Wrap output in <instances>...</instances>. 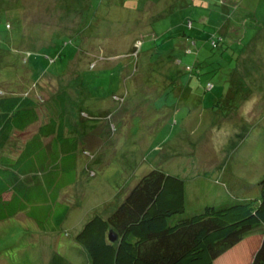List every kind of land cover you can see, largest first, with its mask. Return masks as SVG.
I'll use <instances>...</instances> for the list:
<instances>
[{
	"label": "rangeland",
	"instance_id": "rangeland-1",
	"mask_svg": "<svg viewBox=\"0 0 264 264\" xmlns=\"http://www.w3.org/2000/svg\"><path fill=\"white\" fill-rule=\"evenodd\" d=\"M257 1L0 0V89L8 93L9 88L16 84V93L29 94L40 103H45L58 93L60 87L69 86L77 77V69L83 66L85 69L82 68L79 74L80 80L86 82L94 98L107 99L113 92L125 93L127 97L117 95L106 104L107 108L115 109L112 123L119 124L121 131L125 127L129 129L125 137L120 135V141L124 142L121 145L127 152L126 159L129 157V160L125 181L118 186V192L106 183V178L118 176V173L105 177L108 174L106 170L90 180L83 175L67 193L73 210L57 233H45L23 213L14 219L0 221V264H51L57 253L72 264H91L83 248L75 243L77 234L95 214L105 213L111 204L115 208L121 204L142 177L155 168L184 178L188 215L201 212L208 202L219 204L225 195L230 197L228 203L237 200L234 195L243 201L246 191L257 188L258 179L264 175V91L257 87L247 93L248 89L243 88V93L237 94L238 106L246 94H252V99L243 103L240 109L241 113L249 111L250 118L242 117L238 112V116L227 122L228 119H223L221 113L231 112L228 106L214 101V95L222 99L227 88L240 91L242 87L238 86L242 77L231 62L237 64L239 60V65L243 66L241 61L247 59L251 63V51L255 50L257 43L260 46L256 50L264 51V36H261L264 29L256 36L262 26H256L253 19L256 12L258 21L264 18V1L260 4ZM181 15L195 21V28L189 29L185 23L170 24L172 17L177 19ZM7 21H10L12 31L4 30ZM187 28L195 41L185 39L181 46L180 38ZM152 30L160 38L144 42V51L163 43L160 49L168 50V53L174 49L170 54L177 55L183 66H195L199 61L209 64L198 65L202 74L198 83L199 93L203 94V99L195 104L179 103L180 109L176 108L178 111L172 113L173 123L169 126L164 124L169 120V110L158 114L149 112L154 107V99L160 101V96L166 95V91L162 92L164 88L158 89L153 84L147 86L151 81L148 78L159 77L155 74L157 72L152 71L153 75L149 72L151 66L139 65L136 72L133 69L128 73L131 80L125 87L124 71H131L132 60L126 63L118 60L114 67L108 61L100 62L105 56L128 53L132 39L149 37ZM194 30H199L197 35ZM229 30L237 31L239 35L230 38L227 36ZM224 32L227 39L225 52L222 53L223 49L213 51L210 39ZM175 37L179 39L176 41ZM80 51L92 55V58H84L83 62ZM25 53L29 62L22 65L20 60ZM229 56H233L234 60L226 61ZM92 60L97 61L95 70L87 67ZM68 66L72 74L62 76L63 85L58 84L57 79L44 77L47 72L57 75ZM160 67L155 65L157 71ZM24 70H27L25 74ZM2 74L10 78L9 81L13 77L21 78L11 84L4 80ZM233 78L238 83L232 82ZM261 80L262 83H259L264 87ZM207 85L210 86L208 89ZM75 90L70 88L69 91L77 100ZM193 92L196 94L198 91ZM119 99L123 100L120 101L123 104L117 101ZM162 113L167 117L160 116ZM239 118L243 119L245 127L236 129L240 125L239 121L236 122ZM220 125L223 127H215ZM26 137L20 138L25 140ZM118 153H122V146ZM221 160L229 163L227 167H221ZM260 237L255 236V243L247 240L240 248L220 259L218 264H250L262 242Z\"/></svg>",
	"mask_w": 264,
	"mask_h": 264
},
{
	"label": "trees",
	"instance_id": "trees-1",
	"mask_svg": "<svg viewBox=\"0 0 264 264\" xmlns=\"http://www.w3.org/2000/svg\"><path fill=\"white\" fill-rule=\"evenodd\" d=\"M192 1L195 3V0ZM253 19L258 25V18ZM174 20L171 25L185 23L189 29L195 28L193 20L184 18L181 22L177 21V24L176 19ZM261 22L262 27L258 29L256 36L264 29V18ZM5 23L4 30L10 31V21ZM189 29L180 38L181 46L185 39L189 42L195 41ZM198 32L199 30H194V34L197 35ZM224 35L225 32L210 39L213 51L223 49L222 53L225 52L224 43L227 39ZM238 35L237 31L227 32L230 38ZM159 38L158 33L152 30L149 37L132 39L128 53L105 56L100 62L108 61L114 67L118 60L125 63L132 60L131 71H124L125 87L131 80L128 73L133 69L136 72L139 65L151 66L149 72H157L155 74L159 77L148 78L151 81L147 86L153 84L158 89L164 88L162 92L166 91L164 94L167 96H160V101L155 98L154 107L149 112L154 110V113H158L168 109L170 117L164 124L169 126L173 123L172 113L180 109L179 103L195 104L203 99V94L199 93L198 83L201 82L199 77L202 74L198 65L209 64L198 60V65L183 66L177 55L170 54L174 49L169 50V53L168 50L160 49L163 43L144 51V42ZM175 38L176 41L179 39ZM257 44L259 48L260 44ZM257 47L254 46L255 50L251 51V63L247 59L241 61L243 66L239 65V60L237 64L231 62L242 77V83L239 82L238 85L242 86L240 91L227 88L222 99L214 95L216 104L222 103L231 111L221 113L223 119H228L227 122L233 116H238L242 104H246L253 97L252 94H246L238 106L237 94H242L243 88L248 89L247 93L257 87L264 91V87L260 85L261 79L264 83V51L256 50ZM81 51L79 54L83 62L84 58H92V55ZM27 53L21 56L22 65L29 62ZM123 55L124 57H120ZM225 60L230 62L234 57L229 56ZM95 62L89 61L87 67L95 70ZM155 65H160V70L157 71ZM82 68L83 66L77 69V77L69 86L60 87L58 93L45 103H40L29 94L16 93V84L9 88L11 93L0 89V221L14 219L23 213L45 233H57L73 210L69 199L67 200V193L79 183L83 175L90 180L106 170L108 174L105 177L118 173V176L106 178V183L116 193L118 186L125 181L124 171L118 168L120 158L115 153L124 143L120 141V135L124 134L125 137L129 129L125 127L121 131L119 124L116 127L112 123L115 109L108 107L104 110L100 103L110 102L117 95L121 98L127 96L122 91L113 92L107 99L94 98L86 82L80 80ZM68 69L69 66L57 75L47 72L44 77L57 79L58 84L63 85L64 75L72 74ZM26 72L24 70L23 74ZM2 76L11 84L21 78L13 77L9 81L10 78L3 74ZM232 82L238 83L234 78ZM209 87L207 85V89ZM70 88H76L77 100L72 98ZM193 90L198 92L194 94ZM117 101L123 104L120 102L123 100ZM160 116L167 117L165 113ZM240 116L251 117L249 111H244ZM237 121L240 125L234 128L245 127L243 119L239 118ZM215 127L220 128L223 125ZM24 135H27L25 140L20 138ZM230 152L231 150L228 153ZM219 164L227 167L229 163L221 160ZM102 181H105L104 178ZM243 195V201L234 195L237 200L229 203V195L222 196L219 204L208 202L201 212H191L188 215L187 184L184 178L155 168L142 177L112 213H97L90 218L77 234L75 243L83 248L91 264H218L220 259L235 248H240L247 240L255 243V236H261L262 242L259 243L250 264H264V175L258 179L257 188L248 190ZM51 264L72 263L57 253Z\"/></svg>",
	"mask_w": 264,
	"mask_h": 264
},
{
	"label": "crops",
	"instance_id": "crops-1",
	"mask_svg": "<svg viewBox=\"0 0 264 264\" xmlns=\"http://www.w3.org/2000/svg\"><path fill=\"white\" fill-rule=\"evenodd\" d=\"M257 1V0H256ZM264 0H259V4L260 3H262ZM257 3H258V1H257ZM252 14V13H251ZM253 18H256L257 16H258V14H257V12L255 13V14H253ZM173 18V20L172 21H170V23H173V22H175V18L174 17H172ZM183 19H184V15L182 16L181 15V17H179L178 19H176V22L177 21H179V22H181V20L183 21ZM256 25H257V23L256 22H254ZM263 24V22H261V21H259L258 22V25H262ZM257 25V26H258ZM148 83V82H147ZM106 103H109V102H103V103H100V105H102V108L104 109V110H107V104ZM168 110V109H167ZM166 110V111H167ZM155 111L153 110V111H151V114H158V113H154ZM122 146V153L120 154L121 156H119V153H118V151L115 153L117 156H119V163H118V168L119 169H122L123 171H124V175H126V170H127V168H126V160H128V159H126V157H127V152H126V150H125V148H124V145H121ZM120 148V147H119ZM128 164V163H127ZM119 171H121V170H119ZM115 207H114V205L113 204H111L110 206H109V208H108V211H106L105 213H107V214H109V213H111V211H113V209H114ZM104 213V212H103Z\"/></svg>",
	"mask_w": 264,
	"mask_h": 264
},
{
	"label": "water",
	"instance_id": "water-1",
	"mask_svg": "<svg viewBox=\"0 0 264 264\" xmlns=\"http://www.w3.org/2000/svg\"><path fill=\"white\" fill-rule=\"evenodd\" d=\"M112 240H114V239L112 238Z\"/></svg>",
	"mask_w": 264,
	"mask_h": 264
}]
</instances>
